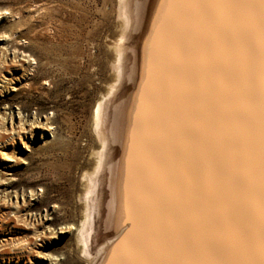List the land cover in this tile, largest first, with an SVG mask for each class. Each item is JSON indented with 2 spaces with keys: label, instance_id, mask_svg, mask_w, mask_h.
<instances>
[{
  "label": "bare ground",
  "instance_id": "6f19581e",
  "mask_svg": "<svg viewBox=\"0 0 264 264\" xmlns=\"http://www.w3.org/2000/svg\"><path fill=\"white\" fill-rule=\"evenodd\" d=\"M115 12L109 77L91 114L95 145L81 173L79 251L87 264H114L148 229L206 236L231 231L233 224L191 210L174 195L181 187L205 185L216 199L230 193L245 251L259 217L258 41L249 37L244 47L250 87L240 142L201 98L186 111L175 105L185 95L182 72L167 67L175 14L166 17L161 0H117ZM241 257L246 259L227 258Z\"/></svg>",
  "mask_w": 264,
  "mask_h": 264
},
{
  "label": "rangeland",
  "instance_id": "374dc122",
  "mask_svg": "<svg viewBox=\"0 0 264 264\" xmlns=\"http://www.w3.org/2000/svg\"><path fill=\"white\" fill-rule=\"evenodd\" d=\"M116 3L0 0V264H87L78 195Z\"/></svg>",
  "mask_w": 264,
  "mask_h": 264
},
{
  "label": "snow or ice",
  "instance_id": "6c2138e0",
  "mask_svg": "<svg viewBox=\"0 0 264 264\" xmlns=\"http://www.w3.org/2000/svg\"><path fill=\"white\" fill-rule=\"evenodd\" d=\"M161 11L177 18L167 67L182 72L185 95L177 96L175 105L186 111L201 98L240 142L247 128L243 97L250 87L244 47L249 37L258 41L259 247L253 253L258 259L227 258L245 254L244 234L235 227L238 218L230 207V193L216 199L205 185L199 190L181 187L174 195L182 196L191 210L233 224L231 231L206 236L148 229L114 264H264V0H161Z\"/></svg>",
  "mask_w": 264,
  "mask_h": 264
},
{
  "label": "water",
  "instance_id": "95a60500",
  "mask_svg": "<svg viewBox=\"0 0 264 264\" xmlns=\"http://www.w3.org/2000/svg\"><path fill=\"white\" fill-rule=\"evenodd\" d=\"M246 247H249V243L246 245ZM249 248H250V247H249ZM246 249H247V248H246ZM249 250H251V249H249ZM245 251H246V250H245ZM250 255H251L250 252H248V254H247V252H245V254L243 255V258H246V259L250 260V259H249V258H251ZM245 256H247V257H245ZM240 259H242V257H241Z\"/></svg>",
  "mask_w": 264,
  "mask_h": 264
}]
</instances>
